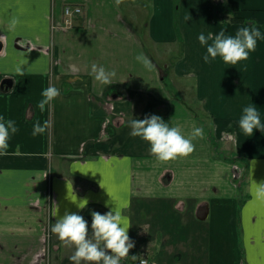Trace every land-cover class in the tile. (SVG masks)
Listing matches in <instances>:
<instances>
[{
    "label": "crops",
    "instance_id": "crops-1",
    "mask_svg": "<svg viewBox=\"0 0 264 264\" xmlns=\"http://www.w3.org/2000/svg\"><path fill=\"white\" fill-rule=\"evenodd\" d=\"M216 5L229 11L216 15ZM65 7L81 13L65 23ZM250 20L264 35V0H0V115L19 128L0 156V264H70L75 249L52 223L65 211L87 215L90 234L91 213L113 208L134 242L121 264H264V131L238 127L250 104L264 124V39L235 67L205 63L197 39ZM93 64L115 72L110 85ZM52 85L60 96L41 112ZM175 85L192 87L195 102L172 100L169 87L184 101ZM151 115L186 138L196 127L204 135L190 155L157 160L128 126ZM37 121L48 127L33 136Z\"/></svg>",
    "mask_w": 264,
    "mask_h": 264
},
{
    "label": "clouds",
    "instance_id": "clouds-1",
    "mask_svg": "<svg viewBox=\"0 0 264 264\" xmlns=\"http://www.w3.org/2000/svg\"><path fill=\"white\" fill-rule=\"evenodd\" d=\"M124 0H115L117 6ZM247 26H241L234 35H226L221 30L215 36L209 33L206 37L199 34L198 41L206 46L203 61L208 63L219 57L225 64L235 67L243 64L255 52L258 40L264 39L255 21H247ZM211 40V43H209ZM145 67L151 68V62L143 54L136 57ZM91 72L97 82L110 85L115 77L114 71H108L103 66L93 64ZM42 99L37 107L43 112L60 96V90L54 85L41 92ZM131 135L142 139L149 145L150 152L160 161L175 160L177 157L190 155L195 145L192 139L204 135L203 127H196L192 139L186 138L178 127H170L163 119L156 115L145 116L143 119H132L129 122ZM48 127L47 122L33 124L32 135L43 134ZM240 131L246 136H252L254 130L264 131V124L258 109L250 104L243 108L238 120ZM19 128L16 121L6 119L0 115V156L8 154L9 142L17 134ZM260 195H264V183L257 185ZM87 201H84L86 204ZM130 221L116 208L101 214L91 213V233L88 231V222L83 216L74 212L65 211V214L56 219L51 225V232L65 245L74 248L69 257L70 264H121L122 259L129 256L134 242L130 240L127 232ZM135 259V256L132 257Z\"/></svg>",
    "mask_w": 264,
    "mask_h": 264
},
{
    "label": "rangeland",
    "instance_id": "rangeland-1",
    "mask_svg": "<svg viewBox=\"0 0 264 264\" xmlns=\"http://www.w3.org/2000/svg\"><path fill=\"white\" fill-rule=\"evenodd\" d=\"M72 18V17H71ZM70 19V18H69ZM175 46H170V47H168V48H166L165 49V51H169L170 52V56L172 57V59H171V61H170V63L171 64H174L175 62H176V60L174 59V57L176 56V52H174V50H175ZM152 55L153 56H156L154 53H152ZM156 60L157 61H159L158 60V58L156 57ZM184 78H180V77H178L175 81H176V83L177 84H184ZM190 85V84H189ZM175 87H177L178 88V91H180V94H181V96L183 97V99H184V101L180 98V96L179 95H177V92L175 93V91H174V89L173 88H170L169 87V89H166L167 90V92H168V94H169V97L172 99V100H175V101H179L180 103H182V104H184V105H186V103H188V104H191V103H193V102H195V100L193 99V89H192V87H190V86H187V87H182V86H178V85H175ZM176 90V89H175ZM199 124H202V122L201 123H199ZM198 124V125H199ZM200 126V125H199ZM206 126H207V123H206ZM189 137H190V135H189ZM190 139V138H189ZM217 160H221L220 159V154H219V157L217 158ZM224 162V161H223ZM225 172V170H222L221 171V173H220V175H221V180H222V184H221V187L223 188V189H227L228 188V186H230V188H231V176L227 179V180H225L223 177H222V175H223V173ZM217 186L220 188V184L218 183L217 184ZM245 189H246V187H245ZM248 196H250V194L248 193ZM248 196H245V197H241V198H243L244 199V201H241V200H238V199H236V200H238L237 202V210H239L240 208H242V205L248 200ZM244 202V203H243ZM236 207V206H235ZM85 219H86V221L88 222V216L86 215L85 216ZM186 230H187V228H185V230H183L182 231V234H185L186 233ZM187 231H190V229L189 230H187ZM199 232H200V236L202 237V235H203V230H201V229H199ZM140 259H144L143 257H141ZM139 259V260H140ZM146 260V259H145ZM147 261V260H146ZM148 262V261H147ZM138 263H139V261H138Z\"/></svg>",
    "mask_w": 264,
    "mask_h": 264
},
{
    "label": "built area",
    "instance_id": "built-area-1",
    "mask_svg": "<svg viewBox=\"0 0 264 264\" xmlns=\"http://www.w3.org/2000/svg\"><path fill=\"white\" fill-rule=\"evenodd\" d=\"M80 13H81V9L79 7H74V8L66 7L63 11V15L64 17H66L65 23H68L69 17H71L74 14H80ZM139 264H148V262L145 259H140Z\"/></svg>",
    "mask_w": 264,
    "mask_h": 264
},
{
    "label": "trees",
    "instance_id": "trees-1",
    "mask_svg": "<svg viewBox=\"0 0 264 264\" xmlns=\"http://www.w3.org/2000/svg\"><path fill=\"white\" fill-rule=\"evenodd\" d=\"M215 8H216V15L218 13L222 12V11H229V10H227L226 7H224V6L222 7L221 5H216ZM231 8L234 11H236L238 9L237 5H233ZM231 22L232 23H241V22H244V21H242L241 18H232V21Z\"/></svg>",
    "mask_w": 264,
    "mask_h": 264
},
{
    "label": "water",
    "instance_id": "water-1",
    "mask_svg": "<svg viewBox=\"0 0 264 264\" xmlns=\"http://www.w3.org/2000/svg\"><path fill=\"white\" fill-rule=\"evenodd\" d=\"M9 86H10L9 80L3 81L2 85H1L2 89H4V90H6Z\"/></svg>",
    "mask_w": 264,
    "mask_h": 264
}]
</instances>
